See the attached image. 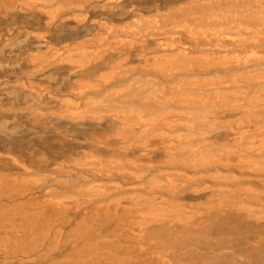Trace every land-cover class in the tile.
Wrapping results in <instances>:
<instances>
[{"label":"bare ground","instance_id":"6f19581e","mask_svg":"<svg viewBox=\"0 0 264 264\" xmlns=\"http://www.w3.org/2000/svg\"><path fill=\"white\" fill-rule=\"evenodd\" d=\"M0 264H264V0H0Z\"/></svg>","mask_w":264,"mask_h":264}]
</instances>
